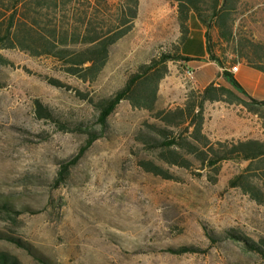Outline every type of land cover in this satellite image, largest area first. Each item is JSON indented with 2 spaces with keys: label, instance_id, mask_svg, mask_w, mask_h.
<instances>
[{
  "label": "rangeland",
  "instance_id": "rangeland-1",
  "mask_svg": "<svg viewBox=\"0 0 264 264\" xmlns=\"http://www.w3.org/2000/svg\"><path fill=\"white\" fill-rule=\"evenodd\" d=\"M127 1L21 0L16 15L27 24L19 32L43 36L56 28L83 39L89 28L91 36H104L129 17L133 4ZM218 2L197 0L210 23L192 13L189 32L192 19L199 21L228 67L248 60L264 65V0H230L222 11ZM11 3L0 1V32L15 11ZM178 3L138 0L131 30L110 47L94 80L69 74L62 61L31 48L0 50L7 61L0 60V202L14 206L0 208V254L18 264H264L241 239L264 241V205L230 185L248 167L246 174L257 179L264 157L225 160L215 172L190 152L202 145L192 135L195 126L180 113L171 124L159 114L204 89L186 74L185 59L160 66L167 73L153 110L123 100L104 130L98 120L101 101L141 65L162 54L181 55ZM222 12L227 38L215 22ZM223 71L212 83L228 92L205 102L202 134L213 142L264 143V106L235 89ZM37 102L52 116L39 112ZM88 131L102 134L82 152ZM171 139L180 144H163ZM153 165L162 174L147 169ZM181 247L194 250L176 252Z\"/></svg>",
  "mask_w": 264,
  "mask_h": 264
},
{
  "label": "trees",
  "instance_id": "trees-1",
  "mask_svg": "<svg viewBox=\"0 0 264 264\" xmlns=\"http://www.w3.org/2000/svg\"><path fill=\"white\" fill-rule=\"evenodd\" d=\"M3 1V0H0ZM13 1L11 8L15 9L13 13L8 16L9 26L5 32H0V50L2 48L19 47L23 50H29L31 53L46 54L62 61L65 65V70L83 80H94L105 67L110 53V47L121 37L126 35L132 28V20L137 14L138 0H128L127 5L133 4V8H129V17L125 18L119 24L117 29L111 30L104 36H91L89 28H86V32L83 35V39H79L80 35L72 31L58 32L56 28L48 30L43 36H37L31 33L19 32L20 27L23 24H27L25 21H20V17L17 18L16 11L21 0H8ZM223 1L222 6L217 11H222L227 8L230 0H215ZM57 4V1H46V6ZM219 6V5H218ZM219 8V7H218ZM10 9H7L10 10ZM12 10V9H11ZM179 22L182 28V43L187 39L189 34L188 21L190 20V14L195 13L202 23H210L204 16L200 7L197 4V0H179L178 3ZM4 17L6 14L3 15ZM216 24L221 30L222 36L227 38V31H225V19L223 12L216 13ZM31 18V17H30ZM25 22V23H24ZM35 22V19H34ZM31 26V25H30ZM15 28V30H14ZM17 28V29H16ZM32 28V26H31ZM18 30V31H17ZM34 45V46H33ZM40 48V51H37ZM30 49V50H31ZM209 59L216 62L220 67L224 68L223 76L231 83V85L240 92H245L240 83L235 79L233 74L227 69L228 66L225 62H222L214 53L211 46L208 44ZM185 59L182 54L173 56L170 54H162L158 59H153L150 63L143 64L139 67V71L132 74L127 80L126 84L119 89L113 97L105 98L100 103V114L98 117L99 123L104 130L107 125L109 116L114 112L117 105L123 100H129L134 107L145 108L153 110L157 101V90L159 81L167 73V67L159 69L161 65L170 59ZM0 60L7 62L6 59L0 54ZM248 63L264 72V65L258 64L252 60H248ZM228 92L223 86H217L214 83L209 84L201 91L191 90L183 107H178L174 110L159 111V114H164V120L170 123V117L172 115L180 113L184 119L183 122H191L194 130L192 135L199 141H201V147L192 145L191 153L198 156L203 163L204 167H210L218 172L219 164L225 160L241 159V160H254L264 157V143L256 139L247 140H232V141H211L208 137L202 134L203 125V113L205 102L221 100L223 94ZM257 104L264 106V101H256ZM37 110L42 112L48 117L52 116V112L43 106L40 102H37ZM196 122V123H195ZM89 137L87 145L83 148L82 152L92 144L96 139L101 136L102 133H96L94 131H88ZM165 146H177L179 140L171 139L166 141ZM177 158V157H176ZM177 162V161H174ZM177 164V163H175ZM147 167L148 170L162 174L161 167L155 166ZM249 167L244 172L236 175L231 181V186L241 187L242 190L249 194V196L255 200L258 204L264 205V169L261 175L257 179H250L246 173ZM0 208L12 210L13 204L10 201L0 202ZM208 235L212 240L217 239L216 236L208 232ZM229 236L240 238L236 233L229 232ZM247 246L254 252L258 253L264 259V241L254 242L247 238L242 237ZM194 250L191 247H181L176 252H186ZM0 264H18L15 259H10L5 254H0Z\"/></svg>",
  "mask_w": 264,
  "mask_h": 264
},
{
  "label": "crops",
  "instance_id": "crops-1",
  "mask_svg": "<svg viewBox=\"0 0 264 264\" xmlns=\"http://www.w3.org/2000/svg\"><path fill=\"white\" fill-rule=\"evenodd\" d=\"M190 42L193 43L188 47ZM181 54L189 59L185 61L189 68L195 71L193 84L198 88H206L216 80L218 72L224 69L220 66L214 67L216 64L209 59L206 30L197 20L192 19L190 23V32L182 43ZM238 65V70L235 72L230 70L231 67L227 69L232 72L249 98L264 101V72L245 61H241Z\"/></svg>",
  "mask_w": 264,
  "mask_h": 264
},
{
  "label": "built area",
  "instance_id": "built-area-1",
  "mask_svg": "<svg viewBox=\"0 0 264 264\" xmlns=\"http://www.w3.org/2000/svg\"><path fill=\"white\" fill-rule=\"evenodd\" d=\"M238 67H239V65H234V66L231 67L230 70H231L232 72H235V71L238 70ZM186 74H188V75L190 76L191 79H194V77H195V71H194V69H192V68H188V69L186 70Z\"/></svg>",
  "mask_w": 264,
  "mask_h": 264
},
{
  "label": "bare ground",
  "instance_id": "bare-ground-1",
  "mask_svg": "<svg viewBox=\"0 0 264 264\" xmlns=\"http://www.w3.org/2000/svg\"><path fill=\"white\" fill-rule=\"evenodd\" d=\"M188 75V74H187ZM189 76V75H188ZM190 77V76H189Z\"/></svg>",
  "mask_w": 264,
  "mask_h": 264
}]
</instances>
